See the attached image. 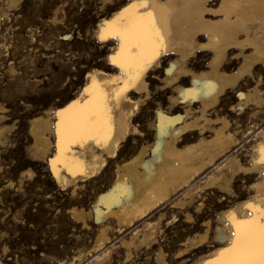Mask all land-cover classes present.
I'll return each mask as SVG.
<instances>
[{"label": "bare ground", "instance_id": "obj_1", "mask_svg": "<svg viewBox=\"0 0 264 264\" xmlns=\"http://www.w3.org/2000/svg\"><path fill=\"white\" fill-rule=\"evenodd\" d=\"M23 1L0 0V25ZM99 4L90 37L109 45L104 65L31 116L29 153L61 188L93 182L89 205L68 212L94 228L90 264H226L264 224V0ZM64 15L51 22L66 38ZM164 221L173 235L159 234Z\"/></svg>", "mask_w": 264, "mask_h": 264}, {"label": "rangeland", "instance_id": "obj_2", "mask_svg": "<svg viewBox=\"0 0 264 264\" xmlns=\"http://www.w3.org/2000/svg\"><path fill=\"white\" fill-rule=\"evenodd\" d=\"M99 5V0H24L0 25V114L1 122L10 125L0 146V264H90L96 257L87 255L94 228L82 229L68 213L71 206L89 205L94 196L93 182L74 192L70 186L56 184L49 162L29 153L32 138L28 121L50 105L72 97L84 84L88 69L103 67L109 45L90 37ZM56 9L58 14H65L59 25L61 31L69 30L66 38L51 22ZM203 59L198 57L204 63ZM152 85L151 94L155 91ZM233 93L230 91L226 99H234ZM239 148L237 151L243 149ZM29 168L30 176L20 175ZM169 205L167 202L164 207ZM161 225L160 235L163 231L173 235L175 225L167 226L165 221ZM120 239L114 237L113 245ZM116 254L121 255V248H115L104 261L113 262ZM150 256L148 261L127 264H155ZM171 264H177L176 260Z\"/></svg>", "mask_w": 264, "mask_h": 264}, {"label": "snow or ice", "instance_id": "obj_3", "mask_svg": "<svg viewBox=\"0 0 264 264\" xmlns=\"http://www.w3.org/2000/svg\"><path fill=\"white\" fill-rule=\"evenodd\" d=\"M129 11L131 9L126 13ZM229 251L234 255L226 264H264V224H260L257 231L250 232L243 243L238 242Z\"/></svg>", "mask_w": 264, "mask_h": 264}]
</instances>
